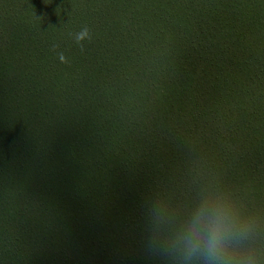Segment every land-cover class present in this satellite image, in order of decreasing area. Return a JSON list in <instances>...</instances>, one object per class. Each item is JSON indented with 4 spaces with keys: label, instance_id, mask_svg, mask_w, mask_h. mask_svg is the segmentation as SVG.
Instances as JSON below:
<instances>
[{
    "label": "trees",
    "instance_id": "obj_1",
    "mask_svg": "<svg viewBox=\"0 0 264 264\" xmlns=\"http://www.w3.org/2000/svg\"><path fill=\"white\" fill-rule=\"evenodd\" d=\"M205 191L264 264V0H0V264H173Z\"/></svg>",
    "mask_w": 264,
    "mask_h": 264
},
{
    "label": "clouds",
    "instance_id": "obj_2",
    "mask_svg": "<svg viewBox=\"0 0 264 264\" xmlns=\"http://www.w3.org/2000/svg\"><path fill=\"white\" fill-rule=\"evenodd\" d=\"M90 38L84 26L74 34L80 44ZM61 61L64 60L60 55ZM253 221L226 195L205 191L181 218L161 206L150 212L149 250L170 257L173 264H257L241 245L253 231Z\"/></svg>",
    "mask_w": 264,
    "mask_h": 264
}]
</instances>
